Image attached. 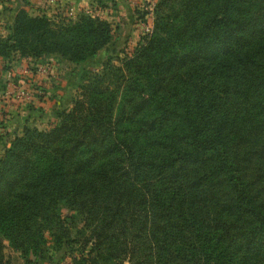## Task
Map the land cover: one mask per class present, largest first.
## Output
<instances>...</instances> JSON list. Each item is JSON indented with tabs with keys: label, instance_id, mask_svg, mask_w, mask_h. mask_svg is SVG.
Returning <instances> with one entry per match:
<instances>
[{
	"label": "trees",
	"instance_id": "16d2710c",
	"mask_svg": "<svg viewBox=\"0 0 264 264\" xmlns=\"http://www.w3.org/2000/svg\"><path fill=\"white\" fill-rule=\"evenodd\" d=\"M153 14L148 39L45 127L7 145L0 131V264L2 238L26 264L46 231L64 238L59 205L81 215L87 264H264V0H156ZM111 35L88 11L19 8L0 70L52 53L81 63Z\"/></svg>",
	"mask_w": 264,
	"mask_h": 264
},
{
	"label": "rangeland",
	"instance_id": "374dc122",
	"mask_svg": "<svg viewBox=\"0 0 264 264\" xmlns=\"http://www.w3.org/2000/svg\"><path fill=\"white\" fill-rule=\"evenodd\" d=\"M150 7V9L145 10V13L147 14L151 12L152 15L141 20L139 23H136V27L134 28L136 33H133L130 37L126 35L127 31L124 33L121 31L120 34H118V26L110 23L112 35L109 40L92 56L88 57L81 63L67 62L54 53L48 54L42 58L39 56L28 59H12L6 72L0 70V114L4 112L7 120L0 119V128L8 133L17 129L22 122L20 111H22L23 107L31 101L29 95L37 94L51 98V95L54 96L52 92L54 85H56L55 88L63 90L62 95L64 98L59 101V108L70 107L72 105L71 99L79 93L80 85L89 80L93 74L99 73L106 60L109 59L110 64L119 65L123 56L126 57L132 55L134 48L138 44H143L148 39L152 32V23L154 19V5L152 6L151 4ZM149 26L150 29L147 32L146 27ZM38 64H47L50 67L48 70L50 72L46 73V65H41L44 67L42 71L44 76H54L52 77L53 86L50 88L47 87V91H44V88L38 89L40 93L37 92L38 85L40 86V84L36 85L33 82V77L31 79V77L27 76L25 79L21 76L22 74L20 72H17L21 69V66L25 68H36V65ZM42 91L43 93H41ZM28 105L34 106L33 103ZM46 106L44 107L48 110V113H44V116L42 117L35 115L31 121L27 122V125H32L31 123L34 122L40 126L41 124H44L45 121H47V123L52 121L53 118H50L49 112L54 111L57 108ZM246 148L247 146H244L241 143L233 145L234 155L236 154L239 157L241 154H248L249 156L250 153L246 154ZM56 211L60 218L63 219L66 236L60 241L55 242L49 234V231H46L44 233L45 242L41 245L39 255L35 257L36 264H87V261L84 262L82 258L86 257L87 251L92 245V240L89 239V232L82 224L81 215L65 205H59ZM1 241L5 246V257L9 264H26L23 259L19 257L11 247H9L4 238H2ZM92 253L95 252L93 251ZM93 264H116V261L105 260L97 256L95 257ZM121 264H127V262L123 260Z\"/></svg>",
	"mask_w": 264,
	"mask_h": 264
},
{
	"label": "crops",
	"instance_id": "0c3cea01",
	"mask_svg": "<svg viewBox=\"0 0 264 264\" xmlns=\"http://www.w3.org/2000/svg\"><path fill=\"white\" fill-rule=\"evenodd\" d=\"M155 3L156 0H0V35L7 31L15 11L19 8H23L30 13H44L48 16L70 18L74 17V15L80 10L88 11L110 23H113L115 26L117 25L119 31L118 34H120L121 31L123 33L127 31L126 35L130 37L133 33H136L134 29L136 23H139L141 20L152 15L151 12L146 14L145 10L150 9V5L152 4L153 6ZM41 65L43 64L36 65V68H25L21 66V69L17 71L20 72L22 74L21 76L24 78L29 76L32 79L33 77V82L36 85L40 84V86L38 85L37 92H39L38 89L40 88H44V91H47V87L50 88L53 86L52 77L54 76H44V73L37 68H44L43 66L46 65V73H49L50 71L48 70L50 67L47 64H44L43 66ZM55 86L56 85L53 86L54 89L52 91L54 96L51 95V98L37 94L29 95L31 101H29L28 104L33 103L34 106L26 104L23 107V110L20 111L22 122L17 129L8 133L0 128L1 132L7 133L6 145L8 144V139L13 135H19L23 125H27V122L31 121L35 115L42 117L44 116V113H48V110L44 107L46 106V103L47 106L51 108L59 107V101L64 98L62 95L63 90H59V88H55ZM41 93H43V91ZM49 113L50 118H53V111ZM0 119L7 121L4 112L0 114ZM46 123L47 121L40 126L34 122L31 124L42 128Z\"/></svg>",
	"mask_w": 264,
	"mask_h": 264
},
{
	"label": "built area",
	"instance_id": "2783aa9c",
	"mask_svg": "<svg viewBox=\"0 0 264 264\" xmlns=\"http://www.w3.org/2000/svg\"><path fill=\"white\" fill-rule=\"evenodd\" d=\"M50 1H52V0H50ZM149 29H150V26L149 27H146V31L148 32L149 31ZM38 68V70H40V71H43V68L42 67H37ZM22 93V92H21Z\"/></svg>",
	"mask_w": 264,
	"mask_h": 264
}]
</instances>
